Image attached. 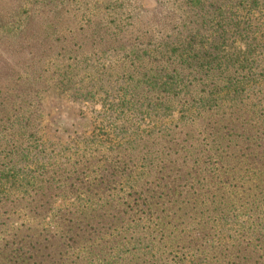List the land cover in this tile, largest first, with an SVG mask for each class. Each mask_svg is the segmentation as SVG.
<instances>
[{
  "label": "trees",
  "instance_id": "16d2710c",
  "mask_svg": "<svg viewBox=\"0 0 264 264\" xmlns=\"http://www.w3.org/2000/svg\"><path fill=\"white\" fill-rule=\"evenodd\" d=\"M184 3L76 19L1 94L0 264H264V0ZM51 90L88 129L38 133Z\"/></svg>",
  "mask_w": 264,
  "mask_h": 264
},
{
  "label": "rangeland",
  "instance_id": "374dc122",
  "mask_svg": "<svg viewBox=\"0 0 264 264\" xmlns=\"http://www.w3.org/2000/svg\"><path fill=\"white\" fill-rule=\"evenodd\" d=\"M184 2L185 0H0V97L5 91H10L18 79L32 76V70L40 66L41 60L43 62L40 69L42 68L47 43L45 35L65 36L76 19L83 22L96 16L107 27H112L115 20L119 24L126 23L130 18L145 24L149 20L154 26L156 23L158 25L159 19L171 20L179 15L180 12L177 11H180L179 7L184 8ZM155 29L158 28L153 27ZM101 62H105L104 57ZM93 63L96 64V60ZM78 67L84 69L86 65L81 62ZM73 81L77 88L81 86L76 79ZM90 83L93 84V81ZM38 98L43 102L40 109L43 126L38 133L42 134L44 131L51 136L54 134L60 137L87 128V123L79 117L83 112H89L87 103L82 98L74 100L73 97H63L57 101L58 96L52 90L40 93ZM42 128L43 131L40 132ZM12 195L10 193L9 197ZM2 197L4 196H0ZM6 202L10 203L9 199Z\"/></svg>",
  "mask_w": 264,
  "mask_h": 264
}]
</instances>
